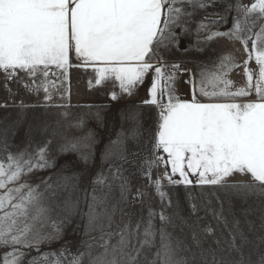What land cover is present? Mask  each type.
Here are the masks:
<instances>
[{
    "label": "snow or ice",
    "instance_id": "6c2138e0",
    "mask_svg": "<svg viewBox=\"0 0 264 264\" xmlns=\"http://www.w3.org/2000/svg\"><path fill=\"white\" fill-rule=\"evenodd\" d=\"M213 3L215 0H0V70L7 74V78L14 76L17 70L32 77L41 72L47 77V69L51 65L66 73L71 66L70 55L74 53L76 59L82 60L86 66H92L98 73L97 84L114 78L127 95H132L135 87L144 82L150 71H154L151 99L145 103L160 109L153 150H162L167 154L166 160L164 157L157 159L166 167L171 165L170 173H165L168 183L192 185L191 175L196 177V184L217 186L229 197H238L243 202L250 195L264 198V26L260 33L254 34L253 48L249 51L248 62L255 59L259 65L255 84L253 71L246 62V86L234 90L233 81L228 75L238 65L230 54L219 57L211 70L205 65L199 73V94L209 99L207 103L201 102L195 94L191 101L176 95L179 64L171 65L172 71L167 74L164 71L159 50L175 41L176 33L172 29L186 25L197 8L203 9ZM235 8L237 12L243 9L244 15L235 20L230 31L212 32L204 21L199 23L197 31H205L206 40L227 36L231 40L241 41L247 49L248 41L252 39L248 20L257 13L258 19H264V0H255L250 6L237 4ZM214 17L224 19L219 13ZM205 19L209 23L216 22L215 18ZM255 23L253 20L252 27ZM154 59L155 65L152 62ZM188 83L194 89L197 86L194 79ZM50 86L55 85L52 82L36 84L35 80L32 85H25L33 91L42 88L48 100L52 99ZM253 91L256 100L236 102L237 98L248 97ZM112 99H117L116 93L112 94ZM218 99L226 102H212ZM124 118L136 120L137 114L130 111ZM31 131L30 127L29 134ZM50 143L49 139L33 151L29 142L13 153L9 151L7 135L0 134V150L5 153L0 159V189L6 190L0 193V246L11 248L10 252H6L3 264H23L27 255L24 249L36 247L38 250L42 242L58 239L67 222V218L53 222V230L46 231V226L52 220L47 191H40L39 186L33 187L26 182L20 183L21 178L34 168L51 166L47 149ZM121 143L119 138L113 141L114 148L106 156L122 151L117 147ZM77 147V142L69 141L60 145V151L77 150ZM83 158L88 159L87 156ZM155 164L157 160H148L142 170L149 179ZM237 173L250 174L251 181L229 182V178ZM177 174L180 178L173 179ZM105 179L100 177L96 183H103ZM153 183L163 201L167 193L163 191L162 181L156 179ZM50 187L46 185V189ZM120 190L121 197L127 199L129 182L126 177ZM136 195L143 196V193L137 190ZM171 203L169 199L168 204ZM197 211L198 206L192 203V214ZM229 211H232L231 208ZM241 211L246 215L249 210ZM232 214L236 232L246 240L240 231V221L235 219L234 212ZM213 215L227 225L223 204ZM156 216L162 222L159 229L153 223ZM176 216H179L178 212ZM92 219L90 216V223ZM172 223L173 217L164 211L156 213L150 210L142 232L140 223L135 226V231H129L126 226L119 234L116 245L105 246L104 253L96 257L92 264H139L141 255L154 247L157 236L160 244L151 264H157V260L161 264H197L195 256L189 259L181 255L191 249L185 248L167 231V226ZM202 231L204 235L199 238L197 232L193 231V240L200 249L199 264H252L235 243L236 235L232 236L227 248L217 249L211 245L204 248L203 242L213 233V228L209 225ZM133 238L136 243H133ZM214 243L219 245L220 241L215 240ZM86 255L78 253L70 264H83ZM30 264H36V259L33 258ZM257 264H264V256L259 258Z\"/></svg>",
    "mask_w": 264,
    "mask_h": 264
},
{
    "label": "rangeland",
    "instance_id": "374dc122",
    "mask_svg": "<svg viewBox=\"0 0 264 264\" xmlns=\"http://www.w3.org/2000/svg\"><path fill=\"white\" fill-rule=\"evenodd\" d=\"M254 2L255 0H215V3L203 9L197 8L186 25L172 29L176 33L175 41L168 43L166 48L161 47L159 51L166 74L172 71L171 65H180L175 82L177 96L191 101L195 94L201 102H210L207 97L199 94V73L205 65L211 70L212 64L218 63L219 57L229 54L238 65L228 75L233 81L234 90L246 86L245 65L249 61V51L253 48L254 34L260 33L264 19H258V13L249 18V35H252V39L248 41L247 49L241 41L231 40L227 36L206 40L207 33L203 30L198 32L197 29L199 23L204 21L212 32H228L234 27L235 20L244 15L243 9L237 12L235 6H250ZM189 11L192 9L189 8ZM216 13L224 19L214 17ZM206 17L215 18L216 22L209 23ZM253 20L256 21L254 27ZM152 62L156 64L155 59ZM70 65L66 73L55 65L49 66L47 77L41 72L32 77L17 70L14 76L7 78V74L0 70V134L7 135L9 151L15 153L29 142L34 151L45 141L51 140L47 145L51 166L34 168L21 178L20 183L26 182L33 187L39 186L40 191H47L52 220L46 226V231L53 230V222L67 218L58 239L42 242L38 250L36 247L24 249L27 255L23 264H30L33 258L36 259V264H56L57 261L60 264H70L73 256L80 252L88 254L83 258V264H92L96 257L104 253L105 246L116 245L120 239L119 234L126 226L129 231H135V226L140 223L142 232L150 210L156 213L164 211L173 217V223L167 226V231L173 238L181 241L185 248L191 249L181 255L189 259L195 256L197 264L200 262V249L193 240V231L197 232L199 238L204 235L202 230L209 225L212 226L213 233L204 240V248L209 245L217 249L227 248L232 242V236L236 235L235 243L241 247L244 256L252 264H257L259 258L264 256V198L250 195L243 202L238 197H229L217 186L168 183L165 173L170 172L157 159L162 157L161 150H153L160 109L156 105L145 103L151 99L150 87L154 71L146 75L144 82L135 87L132 95H127L121 91L119 81L114 78L97 84L98 73L92 66H86L82 60L76 59L74 53L70 55ZM247 67L253 71L255 84L259 65L252 59ZM190 79L197 81L195 89L188 83ZM33 80L36 84L54 83V87H49L51 100L46 99L42 88L33 91L25 87L32 85ZM113 93L117 94L116 100L112 99ZM256 99L253 91L252 95L237 98L236 102ZM212 102L226 101L218 99ZM130 111L137 114L136 120L124 118ZM81 121L82 125L77 126ZM30 127L32 131L29 134ZM54 132L57 134L53 135ZM85 137L89 138L84 139ZM118 138L122 143L117 147L122 151L106 156L114 148L112 142ZM69 141L77 142V150L60 151V145ZM4 155L0 150V159ZM84 156L88 159L85 160ZM148 160H157V164L151 168V179L142 171ZM100 177L106 179L103 183H96ZM125 177L129 182L127 199L121 197L120 190ZM65 178H68L67 181ZM156 179L162 181L163 191L167 193L163 201L155 191L153 181ZM241 180L251 181V176L237 173L229 178V182ZM46 185L51 187L46 189ZM137 190L143 196H137ZM4 191L6 190L0 189V193ZM169 199L171 204H168ZM192 203L198 206L195 214L191 212ZM221 204L227 225L213 215L220 210ZM241 209L249 211L245 215ZM233 212L235 219L240 221V231L244 233L246 240L235 230ZM90 216L93 217L91 223ZM153 223L158 229L162 226L159 216L153 218ZM196 225L199 227H195ZM215 240H219L220 244L214 243ZM133 243H136L135 238ZM159 244L157 236L154 247L141 255L139 264H151ZM10 251L11 248L0 246V264H3L6 252ZM157 264L161 262L157 260Z\"/></svg>",
    "mask_w": 264,
    "mask_h": 264
},
{
    "label": "crops",
    "instance_id": "0c3cea01",
    "mask_svg": "<svg viewBox=\"0 0 264 264\" xmlns=\"http://www.w3.org/2000/svg\"><path fill=\"white\" fill-rule=\"evenodd\" d=\"M204 102L207 103V101H204ZM161 153H162V157H164L165 160H166V159H167V154L164 153L162 150H161ZM164 165H165V164H164ZM165 167H166V166H165ZM166 169H168L169 172H170V171H171V165H170V164L167 165ZM248 175L250 176V174H248ZM175 177H176V179H179V178H180L178 174H177ZM190 179H192V180H193V183H195V180H196V177H195V176H191V175H190Z\"/></svg>",
    "mask_w": 264,
    "mask_h": 264
}]
</instances>
